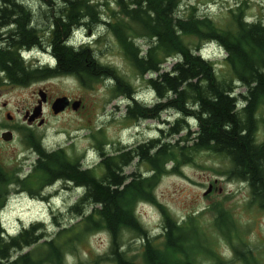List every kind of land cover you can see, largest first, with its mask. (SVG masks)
<instances>
[{"label": "trees", "instance_id": "trees-1", "mask_svg": "<svg viewBox=\"0 0 264 264\" xmlns=\"http://www.w3.org/2000/svg\"><path fill=\"white\" fill-rule=\"evenodd\" d=\"M26 1L0 0V73L10 83L23 85L35 78L73 76L88 86L89 82L106 79L111 82L113 97H129L134 88L114 68L100 65L89 46L68 43L75 28L100 23L115 38L136 79L157 101L151 109L131 108L125 118L147 119L157 110L173 112L176 118L159 130L157 139L145 145L115 157L99 149L102 173L98 178L91 169H82L79 160L69 161L62 150L47 151L26 137L35 156L33 174L21 177L16 171L9 176L0 168V209L12 185L30 189L28 192L36 196L31 188L34 183L41 188L62 182L81 191L70 206L78 214V227H62L50 239L39 223H31L13 236L5 235L0 224V264H62L61 247L67 244L57 238L64 230V236L71 234L74 240L84 231L105 232L109 247L103 257L110 264H137L121 250L119 238L124 232L139 238L141 264H175L178 254L183 256L178 264H195L184 254L195 245L189 239L194 233L189 218L178 223L164 215L162 241L155 245L137 222L135 207L140 201L151 200V188L158 176L174 172L202 151L227 159L228 177L246 184L251 200L264 209V142H254L255 110L264 106L262 23H247L232 13L235 16H231L230 28L222 29L208 17L196 15L194 7L185 16L177 15L180 0H114L116 10H108L106 17L89 0H43L49 10L41 31L33 25ZM138 39L141 44L136 43ZM43 41L54 66H25L19 52L41 49ZM208 41L224 51L230 73L245 88L244 96L235 92L230 80L218 79L213 64L199 54L201 44ZM170 61L169 67L163 66ZM238 97L245 101L241 108ZM189 120L195 126L193 131ZM135 159L147 166L145 176L123 173L122 167Z\"/></svg>", "mask_w": 264, "mask_h": 264}, {"label": "rangeland", "instance_id": "rangeland-1", "mask_svg": "<svg viewBox=\"0 0 264 264\" xmlns=\"http://www.w3.org/2000/svg\"><path fill=\"white\" fill-rule=\"evenodd\" d=\"M89 1L97 6L103 17L109 15L108 10H116L114 0ZM25 6L32 13L33 25L43 31L44 17L49 10L43 0H27ZM190 7H194L196 15L208 17L222 29L230 28V19L234 14H239L247 23L259 22L264 25V0H180L176 14L185 16ZM72 35L74 42L71 44L74 47L78 44L89 46L95 60L100 65L114 68L132 85L139 100L147 102V105L154 101V95L136 79L106 26L100 23L92 27L81 26L75 28ZM136 43L141 44L142 40L138 39ZM41 48L43 50L22 55L25 66L53 65L52 58L44 50H47L45 41ZM199 51L203 58L213 64L216 77L230 80L235 92L244 96L245 88L230 73L224 61V51L209 41L201 44ZM170 64L171 61L163 66L167 68ZM88 84L82 85L73 76L35 78L23 85L0 84V135L5 132L10 134L8 141L0 138V168L5 174L11 176L16 171L21 177L33 174L35 156L25 142V138L29 137L41 143L47 151L62 150L69 161L79 160L88 165L94 177L98 178L102 173L98 166L99 149L111 154L118 150L116 148H133L156 139L158 129L165 128L166 123L176 118L173 112L163 111L152 119H139L137 122L127 120L123 116L124 98L112 96L110 81L102 79ZM40 89L45 90L48 103L47 106L41 105V114L31 125L35 120L28 124L25 116L31 114L36 105ZM60 96L74 101L80 99L81 103L75 111L53 115L49 105ZM237 101L245 102L242 97H238ZM240 105L238 108H241ZM28 107H32L30 113H23ZM188 123L191 124L190 131L195 130L190 120ZM254 142H264L262 105L255 110ZM229 167L227 159L202 151L187 163L178 165L174 172L157 177L151 188V200L140 201L135 207L137 222L154 239L155 245L162 241L160 233L164 215L178 223L189 218L194 231L189 239L195 245L192 250H185L184 254L193 263L264 264V209L251 200L246 184L228 177ZM146 169L144 163L133 160L122 171L125 175L132 173L142 177ZM8 188L5 205L0 209V223L8 232L16 233L31 223H39L44 236L51 239L57 236L62 227H78V214L72 212L70 206L81 191L72 185L59 182L40 188L39 184L34 183L31 188L36 190V196L28 192L30 189L15 188L13 185ZM207 188L209 191L203 195ZM65 231L57 238L67 244L61 247L62 264H110L103 257L109 247V237L105 232L84 231L74 240L71 234L64 236ZM119 239L126 256L141 264L139 238L133 233L124 232ZM181 257V254L177 255L175 264L180 262Z\"/></svg>", "mask_w": 264, "mask_h": 264}, {"label": "flooded vegetation", "instance_id": "flooded-vegetation-1", "mask_svg": "<svg viewBox=\"0 0 264 264\" xmlns=\"http://www.w3.org/2000/svg\"><path fill=\"white\" fill-rule=\"evenodd\" d=\"M41 50H43V49H41ZM0 82H1V84H6V85H15V84H13V83H10L6 78H5V75H3L2 73H0ZM40 90H42L43 92H44V94H45V102L42 104V105H44V106H47V103H48V98H47V95H46V92H45V90L44 89H40ZM152 94H153V92L151 91V90H149ZM139 95L137 94V92L136 91H133L132 92V94L129 96V97H125L124 98V101H125V105H124V113H123V116H124V118L126 117V112H130V109L131 108H133V107H139V108H149V109H151V108H153L156 104H157V101L155 100V97H154V101L151 103V104H149V105H147L148 103L147 102H143V100H139ZM68 100H69V104L72 102V101H74L73 99H71V98H68ZM37 101V100H36ZM79 102L81 103V100L79 99ZM31 109H32V107L30 108V107H28V108H25L24 110H23V113H30V111H31ZM71 109H70V105H68V106H66V108L64 109V111L63 112H67V111H70ZM161 111H158L157 110V112L156 113H154V117H156L157 116V114L158 113H160ZM40 114H41V112H40ZM151 115V114H150ZM151 116H153V114L151 115ZM153 117H150V118H147V119H152ZM126 119V118H125ZM139 119H141L140 117H137V119H136V121L135 122H137ZM147 119H143V120H147ZM35 120V119H34ZM34 122H36V120L35 121H33L32 123H31V125L34 123ZM28 124H30V123H28ZM28 127L30 126V125H27ZM158 129V128H157ZM161 130V129H160ZM158 132H159V129H158ZM157 139V138H156ZM152 140H155V139H151V140H147L146 142H143V143H141V144H137V145H135L133 148H135V147H137V146H139V145H145L147 142H149V141H152ZM116 149H118V150H116ZM115 150L116 151H114V152H112L111 154H107V156H112V157H115L117 154H119V153H122V152H125V151H129V150H131L132 148H116ZM152 150V148L150 149V151ZM136 160V159H135ZM137 161V160H136ZM88 165H82V169H91V168H88L87 167ZM125 166H127V165H125ZM125 166H123L122 167V169L125 167ZM128 180V179H127Z\"/></svg>", "mask_w": 264, "mask_h": 264}, {"label": "water", "instance_id": "water-1", "mask_svg": "<svg viewBox=\"0 0 264 264\" xmlns=\"http://www.w3.org/2000/svg\"><path fill=\"white\" fill-rule=\"evenodd\" d=\"M38 95V100L36 101V105L33 107L31 114H29L26 120L27 123H31L35 118H37L40 115L41 112V105L45 102V94L43 91L39 90L37 92ZM69 105V100L67 97L65 96H60V97H56L52 100V102L50 103V111L53 115H57L61 112L64 111V109L66 108V106ZM79 107V101H72L70 103V109L72 111H75L77 108ZM7 119H10V117L8 115H6ZM41 123V121L39 122V124ZM1 140L3 141H8L10 140V134L8 132L2 133L0 135ZM209 191V188H207V190L203 193L206 194Z\"/></svg>", "mask_w": 264, "mask_h": 264}, {"label": "bare ground", "instance_id": "bare-ground-1", "mask_svg": "<svg viewBox=\"0 0 264 264\" xmlns=\"http://www.w3.org/2000/svg\"><path fill=\"white\" fill-rule=\"evenodd\" d=\"M208 21V20H207ZM69 43V42H68Z\"/></svg>", "mask_w": 264, "mask_h": 264}]
</instances>
